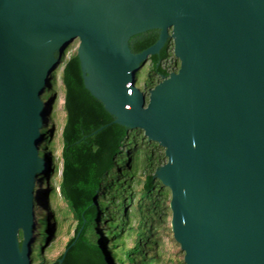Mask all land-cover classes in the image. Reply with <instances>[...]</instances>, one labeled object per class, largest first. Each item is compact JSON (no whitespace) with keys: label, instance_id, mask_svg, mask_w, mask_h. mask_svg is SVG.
Wrapping results in <instances>:
<instances>
[{"label":"water","instance_id":"water-1","mask_svg":"<svg viewBox=\"0 0 264 264\" xmlns=\"http://www.w3.org/2000/svg\"><path fill=\"white\" fill-rule=\"evenodd\" d=\"M154 30L134 53L131 39ZM169 41L180 68L146 93L137 76ZM75 52L114 123L164 148L155 178L185 264H264V0H0V264H33L35 194L50 168L44 95ZM49 206L52 261L76 223L59 196ZM164 250L179 247L164 236Z\"/></svg>","mask_w":264,"mask_h":264},{"label":"trees","instance_id":"trees-1","mask_svg":"<svg viewBox=\"0 0 264 264\" xmlns=\"http://www.w3.org/2000/svg\"><path fill=\"white\" fill-rule=\"evenodd\" d=\"M158 38L159 31H149L132 38L130 47L140 53ZM148 65L144 78L137 77L146 93L178 72L173 41ZM59 82L65 113L61 130L54 112ZM44 98L50 110L39 148L50 168L35 194L38 224L32 263L59 264L63 259L61 264H185L169 227L170 191L155 178L167 163L164 148L150 142L142 130L114 123L86 89L77 52L64 59ZM56 196L66 204L76 228L63 254L48 261L43 246L56 225V212L49 206ZM164 236L179 247L177 252L165 253Z\"/></svg>","mask_w":264,"mask_h":264},{"label":"rangeland","instance_id":"rangeland-1","mask_svg":"<svg viewBox=\"0 0 264 264\" xmlns=\"http://www.w3.org/2000/svg\"><path fill=\"white\" fill-rule=\"evenodd\" d=\"M148 68H149V65H147L143 70H141L137 77H139L140 79L144 78V74L147 72Z\"/></svg>","mask_w":264,"mask_h":264}]
</instances>
